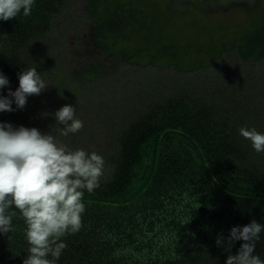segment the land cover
<instances>
[{
    "label": "rangeland",
    "instance_id": "obj_1",
    "mask_svg": "<svg viewBox=\"0 0 264 264\" xmlns=\"http://www.w3.org/2000/svg\"><path fill=\"white\" fill-rule=\"evenodd\" d=\"M118 1L119 7L127 4L122 19L126 17V21L130 20L128 14L137 13L133 10L137 4L133 5L132 2L139 0ZM190 2L198 3V0H157L155 4L161 8L160 12L168 6L172 8L177 6L183 12L191 9ZM209 3L211 8L220 7L219 13L226 22H233L231 25L235 31L233 39L240 30L252 27L250 26L252 21L249 19L254 17L253 11L257 14L259 8L264 10V0H210ZM88 4V0H36L35 6L39 7L42 19L38 23L42 25L43 36L45 34L47 38L40 41L37 39L40 35L32 36L29 46L24 45L18 51L14 48V53L9 52L10 47L4 46L0 41V72L5 68H12V72L4 73L10 81L8 87L12 91L19 86V74L28 68H37L48 84L39 95L29 96L23 109H16L13 104L15 111L0 113V122L11 123L14 127H35L42 133L56 134L60 142L71 149L83 148L88 152L95 151L102 155L107 161L106 167H110L114 163L108 155H113L115 149L120 151L119 142L130 135L134 126L150 124L148 121L144 123L145 118L160 113L155 121L164 118L190 126L192 134H198V137L204 139L209 166L216 172H214L216 176L222 175L226 178V181H223L225 186L233 188L238 186V182L247 181L253 183L252 186L259 189L258 192L264 196V153L254 152L250 142L238 133L240 127L255 128L259 132H264V51L261 53L256 49L241 57L243 55L239 53V48L233 46L232 50H226L216 60L206 64L202 69H196L194 73L174 68L160 70L150 65L146 66L147 70L136 65L126 66L125 69V66L116 63L120 55L108 51L107 48L116 42L103 39L101 36L103 28L91 17ZM113 7L116 9L114 4ZM137 7L140 10H143V7L147 9L145 5ZM40 12L36 10V13ZM119 13L121 12L116 11V14ZM172 14L175 12L170 15ZM17 18L27 20L22 15ZM180 18L182 21L190 20L191 16L175 15L172 23L180 22L178 21ZM43 26H46V29ZM167 26L172 32L178 33L179 30H183V23L182 26H178L180 29L175 27L171 29L169 24ZM165 28L162 26V29ZM140 33L144 37L150 32L145 30ZM187 42L189 41H184ZM114 69L117 73L110 77ZM94 73L97 78L91 81ZM72 74L79 82H83L80 85L78 80L73 79L80 90L73 97V102L62 95L63 98L58 95L49 96L54 92L52 87L54 79L62 80L70 86L72 81L68 77L70 75L73 78ZM113 80L115 81L111 86L108 81ZM115 85L118 88L114 87ZM7 93L8 88H5L0 94L7 96ZM45 94L49 97L45 98ZM66 104L77 108L76 115L83 121L84 126L79 132L65 137L58 128L55 129L54 113ZM164 104L170 105L173 110L167 111L166 108L170 107ZM195 179L199 184L212 182L210 177L205 176L204 171L202 175L196 174ZM105 185L106 182L101 179V186L98 188L100 194L104 192ZM198 189L201 190L198 187L184 185L177 191V196L164 193L162 189L151 190V196L139 198L137 208L130 211L136 212L140 217L149 212L146 221L160 226L162 221L154 218L159 215L168 218L169 204L174 203L171 197L177 199V215L171 217V221L174 220L171 226L177 229L171 230L170 235L166 236L168 244L173 246L171 252L178 254L172 249L177 245H183L196 253V260L192 264H225L229 252L224 246H217L216 242V245L211 243L216 232L214 229L220 230L218 236H222L227 243L231 227L247 225L253 219L264 223V200L243 203L240 197H234L236 205L230 202L213 208L210 200L214 198V192L204 196L206 191L199 192ZM254 190L247 187L237 192L241 195L243 192L252 193ZM198 206L203 211L211 212L205 215L208 222L205 226L200 214L193 210ZM83 217L81 230L90 227L92 223ZM13 224L15 232L11 235L18 234L17 232H22L26 228L18 212L13 217ZM194 225H197V228ZM91 227L99 225L93 224ZM91 233L88 235L91 236ZM155 233L158 235L160 228L156 229ZM75 235L77 234L68 237L72 238ZM94 235L100 237L96 241L98 248L100 245L105 246L102 244L103 241L106 243L110 240L102 232H95ZM131 242L130 239L124 240L122 244L126 247L122 254L128 259L132 257L141 262L143 252H139L135 246L137 244ZM242 243L243 241L235 242L231 254L235 255ZM89 254L86 262L108 264V261L98 257V253ZM255 254L264 259V234L256 246ZM172 258L170 256V260ZM72 260L73 262L67 260V263L79 261L78 258Z\"/></svg>",
    "mask_w": 264,
    "mask_h": 264
},
{
    "label": "trees",
    "instance_id": "obj_2",
    "mask_svg": "<svg viewBox=\"0 0 264 264\" xmlns=\"http://www.w3.org/2000/svg\"><path fill=\"white\" fill-rule=\"evenodd\" d=\"M156 1L132 2L133 5L137 4L136 8H133L137 13H129L130 20L126 21V17L122 19L126 12V3L119 7L118 0H88L91 17L99 27L103 28L101 36L103 39L116 42L107 48L108 51L120 55L116 63L122 67L125 66V69L126 66L136 65L141 67L140 69L147 70L146 66L150 65L152 68L160 70L174 68L194 73L196 69L204 68L206 64L216 60L223 52L232 50L235 46L239 48V53H242L241 57H245L256 49L261 53L264 51V10L261 8L257 10V14L260 16L253 11L255 15L249 19L252 21L250 24L252 27L240 30L237 37L233 39L235 34L231 27L233 22L228 23L223 19L219 13V6L211 8L210 0H198V3L190 2L191 9H186L183 12L177 6L176 8L168 6L163 12H160L161 8L155 4ZM142 5H145L147 9L143 7V10H140L137 7ZM36 10L40 12L39 7H33L31 15L26 17L25 21L21 18L0 21V41L4 46L10 47L9 52L14 53V48L18 51L24 45L29 46L32 36L40 35L37 36L40 41L47 38L45 34L43 36L42 25H39L42 21L40 19L41 12L38 14ZM116 11L121 13L116 14ZM172 12L175 14L170 15ZM181 14L187 17L191 16L190 20L183 19L182 21L180 18L178 20L180 22L172 23L173 17ZM168 24L171 29L173 27L180 29L178 26H182L183 30H179L178 33L172 32L168 28ZM162 26L166 28L162 29ZM43 27L46 29V26ZM145 30L150 33H146L143 37L140 32ZM184 41L189 42L184 43ZM5 66L4 64V68ZM12 71L10 67L2 70L5 74ZM116 73L117 70L110 77ZM72 75L73 78L70 75L68 77L72 81L70 86L62 80L54 79L52 85L54 92L49 96L58 95L60 97L62 95L73 102V97L80 90L73 81V79L78 80L77 77ZM96 78L94 73L91 81H95ZM114 81L108 82L112 86ZM78 83L83 84L79 80ZM114 87L118 88L117 85ZM45 96L49 97L47 94ZM62 96L61 98H63ZM164 105L170 107L168 104ZM166 110L170 111L173 108H166ZM159 114L145 118L144 123L148 121L150 124L134 126L130 135L119 142L120 151L115 149L113 155H108L113 159L114 164L106 167L107 161H105L106 171L102 178L106 182L104 192L100 194L99 189L91 194L85 192L83 197V202L88 209L83 218L92 223H90V227L80 230L72 238L68 237L71 234L63 237L67 247L58 264H91L86 262L89 253H95V255L98 253V257L108 261V264H192L196 260L194 250H188L187 246L177 245L176 242L177 247L172 250L178 254H174L170 250L172 245L167 242L169 241L167 240L169 232L177 229V227L171 226V222H174V220L171 221V217L177 215V199L174 200L171 197V201L174 203L169 204L168 218L160 215L154 218L162 221L160 226L146 221L149 212L144 217H140L136 212L130 211V209L137 208L139 198L151 196V190L162 189L164 193L177 196V191L184 185L198 187L202 190L198 189L199 192L206 191L204 196L214 192V198L210 200L213 208L223 204L227 205L230 202H234L236 205L234 197H240L243 203L264 200V196L258 192L259 189L252 186L253 183L241 181L237 183L238 186L233 188L225 186L223 181H226V178L222 175L216 176V172L209 166L204 139L198 137V134H192L190 126L177 124L176 121L164 118L155 121ZM203 171L205 176L211 178L212 182L199 184L195 177L196 174L202 175ZM182 183L184 185L181 186ZM247 187L255 190L252 193L243 192L241 195L237 192ZM193 210L200 214L203 226L207 225L205 215L206 213L211 214V212L203 211L201 208ZM230 215L232 216V214ZM93 224H98L99 227H91ZM194 227L197 228V225ZM158 228H160V233L156 235L155 231ZM14 232L7 234L9 237L0 235V264H23V259L27 256L28 244L24 237L25 230L11 235ZM91 232L105 233L110 240L106 243L103 241L102 244L105 246L100 245L98 248L96 241L100 237L98 238ZM214 232L215 235L211 243L216 245L215 241L220 230L215 228ZM89 233L91 236L88 235ZM126 239L132 240L131 244H137L135 245L137 250L143 252L141 262L132 257L128 259L125 254H122L126 247L122 243ZM161 240L163 242H160ZM169 252L171 258L173 257L172 260L175 258V261L170 260ZM72 258H78V263H67L69 259L73 262Z\"/></svg>",
    "mask_w": 264,
    "mask_h": 264
},
{
    "label": "clouds",
    "instance_id": "obj_3",
    "mask_svg": "<svg viewBox=\"0 0 264 264\" xmlns=\"http://www.w3.org/2000/svg\"><path fill=\"white\" fill-rule=\"evenodd\" d=\"M35 3L0 0V21L30 16ZM18 79L19 86L12 91L8 77L0 72V93L8 88L7 96L0 94V113L23 109L29 96L48 87L37 68L22 71ZM76 109L66 104L54 113L55 129L65 137L84 126ZM238 133L254 152L264 153V132L240 127ZM105 171V159L95 151L71 149L56 134L42 133L35 127L0 122V235L14 231L13 217L18 212L26 226L28 244L23 264H58L67 247L63 237L83 227L85 192L91 194L101 186ZM262 234L264 223L253 219L247 225L231 227L227 243L222 236L215 242L229 252L225 264H264L255 254ZM237 241L243 243L233 255L231 249Z\"/></svg>",
    "mask_w": 264,
    "mask_h": 264
}]
</instances>
